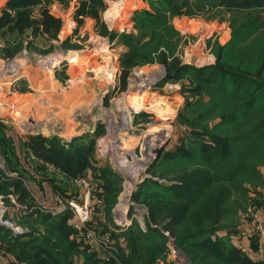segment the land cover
I'll use <instances>...</instances> for the list:
<instances>
[{"label":"rangeland","instance_id":"obj_1","mask_svg":"<svg viewBox=\"0 0 264 264\" xmlns=\"http://www.w3.org/2000/svg\"><path fill=\"white\" fill-rule=\"evenodd\" d=\"M3 1L0 131L6 134H0V140L6 144L0 143V227L21 238L39 231L62 241L66 260L73 264H129L131 250L136 245L140 251L141 244L126 241L119 231L145 232L150 225L167 235L169 251L160 264H227L221 260L224 250L231 252L232 259L241 255L244 262L250 250L263 260L253 263L264 264V243L258 242L259 229H264V140L243 152L248 154V170L238 176V183L223 184L218 179L203 188L191 219L181 215L178 222L174 216L184 211L179 207L189 210L190 205L167 201L154 223L148 221V207L133 200L136 180L157 148L163 147L158 162L178 155L194 158L214 139L223 150L232 147L213 132L221 119L210 116L213 106L202 104L211 96L195 75L217 64L219 48L232 40V25L237 28L243 21L244 11L234 5L228 8L226 2L234 0H179L180 5H188V13L182 15L159 6L157 1L162 0H131L124 7L123 0ZM259 3L264 5V0H254ZM253 11L264 19V7ZM141 15L153 23H146ZM104 27L117 37H103ZM261 32L253 47L237 51L228 47V60L239 58L256 66L264 51V28ZM9 45L23 49L6 60L1 50ZM164 55L192 69L178 79L162 63ZM140 99L149 107L136 112ZM153 105L159 110L151 111ZM125 125L128 129L123 131ZM241 127L230 134L251 129ZM49 139L56 141L50 144ZM78 140L91 150L75 153ZM178 162L170 159L154 168L155 163L144 181L153 179L168 187L209 171L202 166L186 170L191 166ZM103 172L115 182L96 179ZM81 180L93 184L91 218L82 226L69 206L73 199L82 202L88 190ZM215 190L217 195L222 191L227 201L221 197L214 204L210 194ZM66 216L68 225L53 237L47 224L60 225ZM12 228L22 233L16 235ZM204 232L213 235L214 244L204 249L178 245L180 239ZM63 233L69 234L67 242ZM247 236L249 244L244 247ZM9 251L7 243H0V264H20Z\"/></svg>","mask_w":264,"mask_h":264},{"label":"trees","instance_id":"obj_2","mask_svg":"<svg viewBox=\"0 0 264 264\" xmlns=\"http://www.w3.org/2000/svg\"><path fill=\"white\" fill-rule=\"evenodd\" d=\"M19 1L20 0H12L11 2L15 4L14 2ZM22 1L29 3L32 1L37 2L39 0ZM181 1L184 2L186 0ZM202 1L203 0H197L199 3ZM222 1L224 2V0ZM100 2L102 4L101 0ZM226 3H228V8H233L234 5V7H239L240 11H244V13L241 14V19L243 21L237 28L232 25L234 30L232 40L228 46L219 48L217 64L204 70H198L200 73L199 75H195V78H199L200 81H203V85L207 86V90L211 96L209 101L204 100L202 104L204 106H213L210 111L212 112L210 116L214 118L219 117L221 119V121L215 126L213 132L224 136L223 138L228 141V144L232 147L228 150H223L213 137L214 140L211 141L213 145L208 147L205 151L200 152L199 155H196L194 158L190 155H178L173 158L163 157L161 161H158L154 168L161 166L170 159H174L180 160L178 163L183 164L185 167L191 166L185 168L186 170L192 167L202 166L205 168L209 167V171L205 175L202 174L190 179L187 182L185 181L180 184H173L168 187L153 179H146V181H144L134 194L133 200L138 204H144L148 207V221L151 220L154 223L157 222V216L159 215L161 208H164L163 206L167 201H178L179 203L190 205L188 206L189 210L186 207H179L184 211L174 213V216L178 222H181L182 220V217H180L181 215L191 219L196 212H192L194 209L192 207L199 203L201 194L203 193V188L210 187L212 182L217 181L218 179L224 181L223 184L238 183V176L242 173L244 175V173L248 170V163L245 165V159L248 158V154L243 152L255 149L260 146L264 140V51L254 67L247 66V64L239 58H236L237 60H234L235 62H232V60L229 61L227 58V50L229 51L228 47L237 51L239 49L253 47L259 41L263 34L261 30L264 28V19L256 17L255 15L257 12L253 10L264 7V5L262 3L255 5L254 0H234L233 2L227 1ZM154 4L156 5L155 1ZM157 4L159 6L161 4L166 5L168 7L166 9L170 8V11L177 15H182L183 12L188 13V5L186 3L184 5H180L179 0H162L160 2L157 1ZM141 16L144 17L146 23H153V19H150L149 16ZM108 18L109 20H112L113 17L111 12L108 14ZM3 23L4 22L0 23V27ZM100 34L103 37H110L112 40L117 37L114 33H110L107 27H104ZM146 45L148 46V44ZM237 46L238 48H236ZM21 49H23L22 45L14 47L9 45L1 50V56L6 60L13 59ZM162 63L166 64L169 72L175 73L178 79L179 77L186 75L192 69L191 66L181 65L178 58L168 61L165 55L162 59ZM203 71L210 73L209 75L202 74ZM215 112L218 114H214ZM239 126H242L241 128H244V126H251V129L242 132V135L238 132L231 135L230 133L234 132V130ZM2 132L0 131V134H6L4 129ZM41 141V145H43L44 143L42 138H40V142ZM55 141V139H49L50 144H53ZM232 142H236V145H232ZM0 143L2 145L6 144L5 141L1 140ZM78 149H85L84 151L86 152L91 150L88 149L87 146L85 147L81 144L80 140H78V145L73 150L76 153ZM199 150H202V148ZM189 159L190 161H188ZM96 179L107 180L108 183H114L116 180V178L106 174V172L97 176ZM155 190L163 192V194H161L163 199L162 201L160 200L161 197L159 195H153ZM218 191L215 190L211 192L210 200L214 203L215 200H221V197H223L222 200L226 202L227 197H225L222 191H220L219 195H217L216 193ZM221 202L222 201L219 203ZM200 212L201 211H199V213ZM66 220L67 216L59 221L60 225H52L48 223V232L53 237H56L58 229L68 225ZM137 230L126 229L119 231L120 234H116L123 236L126 241L137 240V242L141 244L140 251L137 250L138 248H136V245L134 246V252L131 250V254L133 253L134 256L129 259L130 262L128 263L160 264V260L165 258V255L169 251L167 246V235L152 225H150L145 232ZM62 235H65V242H67V236H69V234L66 235L63 233ZM212 238V234L204 232L197 236L180 239L178 241V245L194 249H204L208 246V244H212L214 242ZM225 239L229 241V238ZM2 242L9 245V252L17 257L20 264H73L66 260L67 253L66 250H62V241L59 240L56 242L50 235L42 234L39 231L31 232L21 238L14 236L11 231L0 227V243ZM202 243H204V245ZM70 246H73V244ZM41 253H43L45 258L42 259ZM223 253L225 255H221V260H226L225 263L227 264H246L245 262H248L249 264H256L249 260L247 261L246 258H243L246 260L245 262L240 260L241 255L232 259L230 251L226 252V250H224ZM217 260L221 262L219 257ZM195 264L197 263L195 262Z\"/></svg>","mask_w":264,"mask_h":264},{"label":"built area","instance_id":"obj_3","mask_svg":"<svg viewBox=\"0 0 264 264\" xmlns=\"http://www.w3.org/2000/svg\"><path fill=\"white\" fill-rule=\"evenodd\" d=\"M81 184L84 185L85 189L88 188L87 192L84 194V198L82 202H79L78 199H73L69 203V206L74 210L76 221L78 222L79 225L82 226L85 225V223H87L91 218L92 209L90 205V198H91L90 192H92L93 184L91 185V183L87 180H81ZM12 229L15 230L16 235H20L22 233V231L19 228L18 229L12 228ZM174 252L179 255L178 251H174Z\"/></svg>","mask_w":264,"mask_h":264},{"label":"water","instance_id":"obj_4","mask_svg":"<svg viewBox=\"0 0 264 264\" xmlns=\"http://www.w3.org/2000/svg\"><path fill=\"white\" fill-rule=\"evenodd\" d=\"M162 150H163V147L157 148V150L155 151L156 156L152 157L150 159V163H148L147 168L145 169V171L140 173V175L138 176V179L136 180L135 190L133 191V193L137 192V189H139V187L143 184L145 178L147 177V174L149 173V171L151 170L153 165L159 159ZM174 248H175L176 251H178L180 253V255L182 254V251L178 247L174 246ZM181 256L183 257L184 255L182 254ZM188 261L191 263V261L189 259H188Z\"/></svg>","mask_w":264,"mask_h":264},{"label":"crops","instance_id":"obj_5","mask_svg":"<svg viewBox=\"0 0 264 264\" xmlns=\"http://www.w3.org/2000/svg\"><path fill=\"white\" fill-rule=\"evenodd\" d=\"M6 0H4L3 2H5ZM3 2H2V4H3ZM129 2H131V0H123L122 1V7H124V5H125V3H129ZM131 7V6H130ZM129 7V8H130ZM133 7H131L130 8V10H134V9H132ZM131 11V12H132ZM259 230H261L260 232H261V234H260V238H259V240H258V242L260 241V242H262V243H264V229L263 228H260ZM245 231L248 233L249 231H250V225L247 223V225H246V227H245ZM249 238H248V236L246 237V238H244L243 239V246L245 247V246H247L248 244H249V240H248ZM238 249H240L239 247H237ZM254 253L252 252V251H250L249 250V260L251 261V262H257V261H261L262 260V258H261V256H259L258 254H256V255H253ZM260 258H261V260H260ZM263 261V260H262Z\"/></svg>","mask_w":264,"mask_h":264},{"label":"bare ground","instance_id":"obj_6","mask_svg":"<svg viewBox=\"0 0 264 264\" xmlns=\"http://www.w3.org/2000/svg\"><path fill=\"white\" fill-rule=\"evenodd\" d=\"M57 63V62H56ZM59 64V63H58ZM55 65V64H54ZM60 65V64H59ZM87 67V66H86ZM151 83V82H150ZM146 106H148L147 104H145V101L144 100H138L136 103H135V106H134V109H135V111L136 112H138V111H142V110H144L145 109V107ZM149 107V106H148ZM149 109V108H148ZM150 110L151 111H157V110H159L158 108H157V106H155V105H153L152 107H150ZM123 129V131L124 130H127L128 129V125H125L124 126V128H122Z\"/></svg>","mask_w":264,"mask_h":264}]
</instances>
